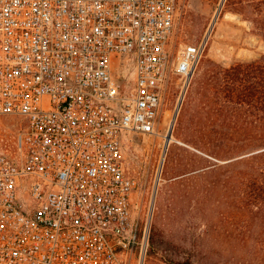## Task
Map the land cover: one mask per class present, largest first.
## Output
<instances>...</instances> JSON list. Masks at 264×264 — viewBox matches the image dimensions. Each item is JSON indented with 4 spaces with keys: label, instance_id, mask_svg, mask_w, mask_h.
Wrapping results in <instances>:
<instances>
[{
    "label": "built area",
    "instance_id": "2783aa9c",
    "mask_svg": "<svg viewBox=\"0 0 264 264\" xmlns=\"http://www.w3.org/2000/svg\"><path fill=\"white\" fill-rule=\"evenodd\" d=\"M179 3L0 0V264H140L123 139L202 56L205 37L172 50Z\"/></svg>",
    "mask_w": 264,
    "mask_h": 264
},
{
    "label": "rangeland",
    "instance_id": "374dc122",
    "mask_svg": "<svg viewBox=\"0 0 264 264\" xmlns=\"http://www.w3.org/2000/svg\"><path fill=\"white\" fill-rule=\"evenodd\" d=\"M248 1L180 0L172 50L180 52L184 43L205 37L202 56L185 86L177 115L175 107L184 88L183 80L173 75L155 132H130L123 139L126 170L139 183L132 215L140 226H149L140 264H177L186 258L196 264H264V203L246 210L234 176L225 182L222 175L212 179L205 173L209 160L215 161L208 154L209 130L229 123L219 113L220 94L203 90L207 77L213 69L264 53V39L246 18L251 14ZM171 118V139L164 150ZM0 134L1 142L9 146L11 131L0 125Z\"/></svg>",
    "mask_w": 264,
    "mask_h": 264
},
{
    "label": "trees",
    "instance_id": "16d2710c",
    "mask_svg": "<svg viewBox=\"0 0 264 264\" xmlns=\"http://www.w3.org/2000/svg\"><path fill=\"white\" fill-rule=\"evenodd\" d=\"M248 2L246 18L264 39V0ZM203 90L220 94L219 113L229 120L209 130L208 154L215 161L209 160L205 173L212 179L222 175L225 182L234 176L243 207L259 209L264 203V53L211 70ZM177 264L196 263L186 258Z\"/></svg>",
    "mask_w": 264,
    "mask_h": 264
},
{
    "label": "bare ground",
    "instance_id": "6f19581e",
    "mask_svg": "<svg viewBox=\"0 0 264 264\" xmlns=\"http://www.w3.org/2000/svg\"><path fill=\"white\" fill-rule=\"evenodd\" d=\"M183 91H181V95H180V97H179V99H178V102H177V105H176V109H175V115H177V111L179 110V107H180V105H179V102H180V100H182V95H183V92H184V90H185V86H183ZM173 118V117H172ZM170 119V121H169V128H171V125H172V122H173V119Z\"/></svg>",
    "mask_w": 264,
    "mask_h": 264
},
{
    "label": "water",
    "instance_id": "95a60500",
    "mask_svg": "<svg viewBox=\"0 0 264 264\" xmlns=\"http://www.w3.org/2000/svg\"><path fill=\"white\" fill-rule=\"evenodd\" d=\"M222 2H223V0H221V4H222ZM180 104H181V100L179 102V105ZM171 130H172V126H171V128H169V130L167 132L164 150L167 148V144H168L169 140L171 139Z\"/></svg>",
    "mask_w": 264,
    "mask_h": 264
}]
</instances>
